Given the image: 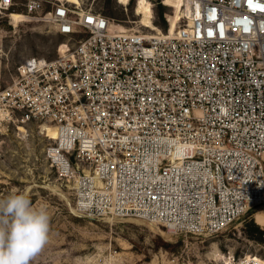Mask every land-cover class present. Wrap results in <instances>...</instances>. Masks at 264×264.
<instances>
[{
	"label": "built area",
	"instance_id": "built-area-1",
	"mask_svg": "<svg viewBox=\"0 0 264 264\" xmlns=\"http://www.w3.org/2000/svg\"><path fill=\"white\" fill-rule=\"evenodd\" d=\"M49 3L24 0V11L80 37L55 58L24 59L8 84L0 73V127L57 128L47 159L78 211L211 236L264 206V0H180L165 34ZM14 5L0 0V14Z\"/></svg>",
	"mask_w": 264,
	"mask_h": 264
},
{
	"label": "rangeland",
	"instance_id": "rangeland-1",
	"mask_svg": "<svg viewBox=\"0 0 264 264\" xmlns=\"http://www.w3.org/2000/svg\"><path fill=\"white\" fill-rule=\"evenodd\" d=\"M49 1L44 0V11L54 6ZM61 1L100 11L124 29L157 30L142 22L136 12L139 0ZM143 1L150 5L152 22L158 30L168 32L177 12L173 1ZM23 3L24 0H15L17 11L13 15L0 14L3 84L13 80L24 59L55 58L80 37L58 34L50 22L27 15ZM42 125L29 122L19 127L13 123L0 127V199L15 191L23 192L34 207L45 208L51 217L50 241L30 264H210L226 252L264 256V235L260 238L249 232L251 223L264 231V225L256 221V214L264 212V206L211 236L171 235L134 218H101L81 213L75 208L65 177L47 159V149L56 140Z\"/></svg>",
	"mask_w": 264,
	"mask_h": 264
},
{
	"label": "clouds",
	"instance_id": "clouds-1",
	"mask_svg": "<svg viewBox=\"0 0 264 264\" xmlns=\"http://www.w3.org/2000/svg\"><path fill=\"white\" fill-rule=\"evenodd\" d=\"M50 221L23 192L0 199V264H30L50 241Z\"/></svg>",
	"mask_w": 264,
	"mask_h": 264
},
{
	"label": "bare ground",
	"instance_id": "bare-ground-1",
	"mask_svg": "<svg viewBox=\"0 0 264 264\" xmlns=\"http://www.w3.org/2000/svg\"><path fill=\"white\" fill-rule=\"evenodd\" d=\"M172 1H173V5L177 8V12H176V15L174 17L170 32H172L176 28L178 18L180 17L179 16V13H180V11H179L180 0H172ZM136 12L141 15L142 22L145 24V26L151 27L152 29H157L156 31L151 30V33H155L156 34L158 32L160 34H165V32H163L161 30H158V27L155 26V24L152 22L153 11H152V9H151V7H150V5L148 3L144 2L143 0H139L137 2V4H136ZM9 14L13 15L14 12L11 11ZM41 127L44 128L46 131L51 132V135H52L53 139H57L59 137V132H58V130H57V128L55 126H52L50 124H43ZM107 218H112V216H107ZM134 219H136V218H134ZM136 220L143 222V220H140V219H136ZM256 221L258 223L264 225V212L263 211H259L256 214ZM144 223H145V221H144ZM150 224L153 225V226H156V225H154L152 223H150ZM157 228H159V227H157ZM217 252H218V249H216V253ZM222 255L220 256V258L222 257Z\"/></svg>",
	"mask_w": 264,
	"mask_h": 264
},
{
	"label": "trees",
	"instance_id": "trees-1",
	"mask_svg": "<svg viewBox=\"0 0 264 264\" xmlns=\"http://www.w3.org/2000/svg\"><path fill=\"white\" fill-rule=\"evenodd\" d=\"M161 7L165 8L163 5ZM249 232L251 234H257L258 236H260V238L264 235V231L260 229V227L255 223H251V225L249 226Z\"/></svg>",
	"mask_w": 264,
	"mask_h": 264
}]
</instances>
